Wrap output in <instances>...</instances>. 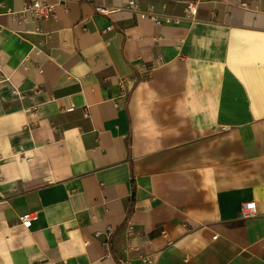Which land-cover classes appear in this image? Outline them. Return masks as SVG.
<instances>
[{"label": "crops", "instance_id": "1", "mask_svg": "<svg viewBox=\"0 0 264 264\" xmlns=\"http://www.w3.org/2000/svg\"><path fill=\"white\" fill-rule=\"evenodd\" d=\"M31 1L0 0V264H264V0Z\"/></svg>", "mask_w": 264, "mask_h": 264}, {"label": "built area", "instance_id": "2", "mask_svg": "<svg viewBox=\"0 0 264 264\" xmlns=\"http://www.w3.org/2000/svg\"><path fill=\"white\" fill-rule=\"evenodd\" d=\"M58 3L52 2L50 0H32L29 3H26L22 9V14H32L36 21H40L42 19L50 18L54 16L55 9ZM129 6L133 10H137V4L135 1H131ZM199 12V4L197 2H189L185 9V17L189 20H195L198 16ZM143 18L153 19L157 22L158 19L154 17L151 13H142ZM17 92V91H16ZM23 154V153H21ZM36 213L28 212L23 214L20 217L21 225L27 229L31 228L33 221L36 218ZM258 214L257 212V205L255 201L245 202L242 205L241 215L244 218H252ZM143 264H155V261L151 259L143 260Z\"/></svg>", "mask_w": 264, "mask_h": 264}]
</instances>
